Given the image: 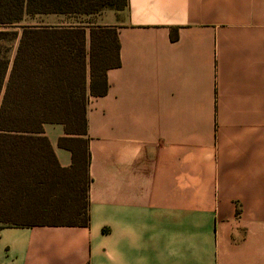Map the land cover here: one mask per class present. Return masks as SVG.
<instances>
[{
  "label": "crops",
  "instance_id": "crops-1",
  "mask_svg": "<svg viewBox=\"0 0 264 264\" xmlns=\"http://www.w3.org/2000/svg\"><path fill=\"white\" fill-rule=\"evenodd\" d=\"M97 16L119 65L87 91L89 223L0 224V264H264V0ZM44 134L69 168L63 126Z\"/></svg>",
  "mask_w": 264,
  "mask_h": 264
},
{
  "label": "trees",
  "instance_id": "trees-1",
  "mask_svg": "<svg viewBox=\"0 0 264 264\" xmlns=\"http://www.w3.org/2000/svg\"><path fill=\"white\" fill-rule=\"evenodd\" d=\"M126 6L127 0H0V224L88 225L87 91L105 94L106 70L119 65L115 27L23 19ZM7 42H15L12 59ZM45 124L63 126L58 145L71 151L69 168L59 166Z\"/></svg>",
  "mask_w": 264,
  "mask_h": 264
},
{
  "label": "rangeland",
  "instance_id": "rangeland-1",
  "mask_svg": "<svg viewBox=\"0 0 264 264\" xmlns=\"http://www.w3.org/2000/svg\"><path fill=\"white\" fill-rule=\"evenodd\" d=\"M109 9H102L101 11H98L97 13L91 14V15H85V16H80V17H67L64 18V20H49L46 21L45 18L44 20L40 16H32V17H25L22 21V24H37V23H42L46 22L49 23L50 25L52 24H83V25H88L89 23L101 21V19L97 16L100 13L106 12ZM5 48L7 49V56L9 59H12L15 51V42H7L5 44Z\"/></svg>",
  "mask_w": 264,
  "mask_h": 264
}]
</instances>
